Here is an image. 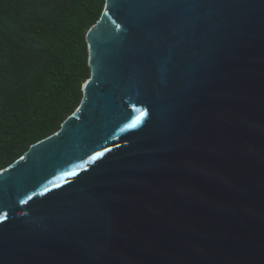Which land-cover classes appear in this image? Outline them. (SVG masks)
Returning a JSON list of instances; mask_svg holds the SVG:
<instances>
[{
	"label": "water",
	"instance_id": "water-1",
	"mask_svg": "<svg viewBox=\"0 0 264 264\" xmlns=\"http://www.w3.org/2000/svg\"><path fill=\"white\" fill-rule=\"evenodd\" d=\"M85 40L0 170V264H264V0H105Z\"/></svg>",
	"mask_w": 264,
	"mask_h": 264
},
{
	"label": "trees",
	"instance_id": "trees-1",
	"mask_svg": "<svg viewBox=\"0 0 264 264\" xmlns=\"http://www.w3.org/2000/svg\"><path fill=\"white\" fill-rule=\"evenodd\" d=\"M105 0H0V170L55 133L90 76L88 29Z\"/></svg>",
	"mask_w": 264,
	"mask_h": 264
},
{
	"label": "rangeland",
	"instance_id": "rangeland-1",
	"mask_svg": "<svg viewBox=\"0 0 264 264\" xmlns=\"http://www.w3.org/2000/svg\"><path fill=\"white\" fill-rule=\"evenodd\" d=\"M87 55H88V47H87ZM84 84V83H83ZM83 86V85H82ZM79 106V105H78ZM77 109V108H76Z\"/></svg>",
	"mask_w": 264,
	"mask_h": 264
}]
</instances>
